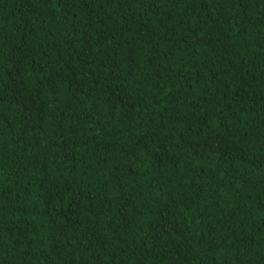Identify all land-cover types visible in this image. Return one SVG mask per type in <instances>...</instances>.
Masks as SVG:
<instances>
[{
	"label": "trees",
	"instance_id": "trees-1",
	"mask_svg": "<svg viewBox=\"0 0 264 264\" xmlns=\"http://www.w3.org/2000/svg\"><path fill=\"white\" fill-rule=\"evenodd\" d=\"M0 264H264V0H0Z\"/></svg>",
	"mask_w": 264,
	"mask_h": 264
}]
</instances>
